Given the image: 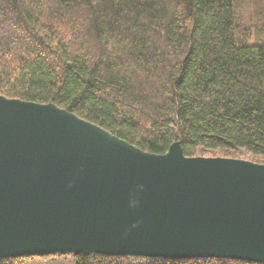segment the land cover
I'll return each mask as SVG.
<instances>
[{"label": "trees", "instance_id": "16d2710c", "mask_svg": "<svg viewBox=\"0 0 264 264\" xmlns=\"http://www.w3.org/2000/svg\"><path fill=\"white\" fill-rule=\"evenodd\" d=\"M238 0H0V96L55 104L152 154L264 165V43ZM0 264H253L51 255Z\"/></svg>", "mask_w": 264, "mask_h": 264}, {"label": "water", "instance_id": "95a60500", "mask_svg": "<svg viewBox=\"0 0 264 264\" xmlns=\"http://www.w3.org/2000/svg\"><path fill=\"white\" fill-rule=\"evenodd\" d=\"M69 254L264 264V165L0 96V260Z\"/></svg>", "mask_w": 264, "mask_h": 264}, {"label": "rangeland", "instance_id": "374dc122", "mask_svg": "<svg viewBox=\"0 0 264 264\" xmlns=\"http://www.w3.org/2000/svg\"><path fill=\"white\" fill-rule=\"evenodd\" d=\"M236 16L237 46L243 44L253 46L256 43H264V0H238L236 3ZM199 156L215 158L220 157V154L208 150ZM238 159L245 160V156Z\"/></svg>", "mask_w": 264, "mask_h": 264}]
</instances>
